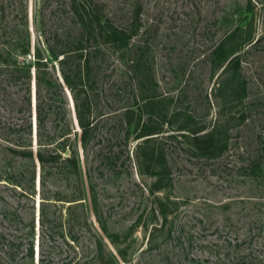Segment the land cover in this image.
<instances>
[{
  "label": "trees",
  "instance_id": "16d2710c",
  "mask_svg": "<svg viewBox=\"0 0 264 264\" xmlns=\"http://www.w3.org/2000/svg\"><path fill=\"white\" fill-rule=\"evenodd\" d=\"M50 1L44 0V6L37 7L32 15L29 0H0V184L29 198L40 194V226L44 228L48 220L45 203L50 198L46 188L51 177L69 179L73 175L80 180L79 148L102 135L100 123L111 115L119 118L124 134L118 138L128 137L133 127L139 140L134 151L140 172L167 180L170 187L178 163L175 155L181 156L178 150L197 159L221 158L232 134L227 123L232 117L225 121L224 108L248 97L239 48L253 43L252 33L239 36L242 28L237 25L212 52L214 65L222 64L224 70L213 94L219 111L215 122L209 124L198 122L192 110L180 106L177 94H158L152 86L155 73L147 45L141 39L134 40L142 26V0L121 24L101 0H63L61 8L48 13L45 7ZM51 20L56 27L49 23ZM33 22L41 26L37 40L33 38ZM104 102L113 110L106 112ZM157 109L160 116L152 114ZM241 118H248L247 107ZM259 138L264 141L262 132ZM254 153L252 164L257 159ZM238 197L232 200L252 204L259 199L258 204L264 198V188H247ZM176 201L168 194L152 208L156 224L149 241L162 236L173 242L159 254V264H264V232L256 231L262 227L251 208L246 206L245 217L250 221L242 236L218 232L223 241L210 246V253L216 257L212 260L193 254L198 238L195 233L171 232V227L169 232H159L168 229L169 217L178 207ZM78 203L84 205L82 200ZM47 235L43 230L0 232V264H53V252L44 245ZM69 239L75 241L77 237L72 234ZM123 253L119 252L120 259L134 264L132 257L128 259L126 251Z\"/></svg>",
  "mask_w": 264,
  "mask_h": 264
},
{
  "label": "rangeland",
  "instance_id": "374dc122",
  "mask_svg": "<svg viewBox=\"0 0 264 264\" xmlns=\"http://www.w3.org/2000/svg\"><path fill=\"white\" fill-rule=\"evenodd\" d=\"M29 1L32 15L37 7L44 6V0ZM101 1L120 24L135 12L138 2ZM142 2V26L134 40L141 39L147 45L155 73L152 86L158 94L171 91L179 96L180 106L197 115L198 122H215L219 108L213 94L222 81L224 66L214 65L212 52L229 29L240 25L239 36L252 33L254 39L250 45L239 48L248 97L245 102L234 101L224 108L225 121L232 117L227 121L232 134L221 158L197 159L178 150L181 156L175 155L178 163L174 165L173 187L168 186L167 180L140 172L134 151L139 140L135 139L133 127L128 137L118 138L124 134L115 115L100 123L101 136L87 147L80 146L81 182L73 175L69 179L51 177L46 188L49 203L44 202L48 216L44 228L39 221L43 200L40 194L29 198L0 184V232H47L44 245L53 252V264H126L119 256V252L125 251L134 264H159V254L165 253L173 242L162 236L149 241L156 224L152 208L168 194L177 200L178 207L169 217L168 229L159 232H169L171 227V232L195 233L198 238L193 254L198 257L216 259L210 246L223 241L218 232H237L240 236L247 232L245 224L250 218L245 217L246 206L255 219L259 218L257 223L262 229L256 231L264 232V198L258 204L259 199L252 204L232 200L247 188H264V141L259 138L260 132L264 134V0ZM62 4L63 0H51L45 10L49 13ZM49 23L56 27L55 21ZM32 33L37 40L41 26L38 28L33 22ZM103 104L106 112L113 110ZM245 107L248 118L243 120L241 113ZM152 114L160 116L161 111L157 109ZM55 124L53 119L52 128ZM182 146L187 147L183 143ZM254 151L257 159L252 164ZM80 197L84 205L78 203L81 200L76 201ZM72 234L77 237L75 241L69 239ZM37 260L36 257V263Z\"/></svg>",
  "mask_w": 264,
  "mask_h": 264
}]
</instances>
